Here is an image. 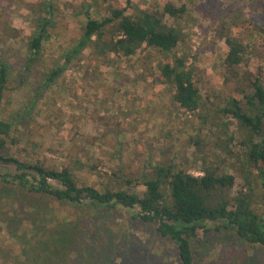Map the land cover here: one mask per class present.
<instances>
[{"label": "trees", "instance_id": "trees-1", "mask_svg": "<svg viewBox=\"0 0 264 264\" xmlns=\"http://www.w3.org/2000/svg\"><path fill=\"white\" fill-rule=\"evenodd\" d=\"M4 1L1 42L19 33L11 25L7 11L14 0ZM54 1L38 0L31 5L34 16L25 45L29 75L20 83L13 81L8 65L0 62V184L85 212L90 225L97 222L99 215L109 213L126 215L152 226L177 248L181 264H196L193 242L212 230L228 232L264 249V67L249 69L252 58L260 56L264 61V14L245 20L247 34H234L224 27L217 30L228 48L223 69L233 90L222 107L210 109L205 105L196 69L189 63L190 54L183 51L184 33L176 25L188 13L186 5L178 7L171 1L162 5L155 0L142 7L126 0L119 7L109 5L105 16L89 6L81 37L48 65L44 46L52 37L50 28L55 26L58 6ZM87 51L99 61H110L111 57L144 61L140 66L152 75V83L169 88L173 103L182 113L198 114L206 110L200 118L212 130L209 139L217 152L204 154L207 141L198 136L190 141L196 147L195 159L186 160V166L177 157L169 160L151 157L141 167H130L129 172L120 169L104 174L106 183L102 189L88 185L78 175L85 169L100 174L94 157L83 162L69 155L68 160L48 166L29 157L3 155L7 146L19 148L25 143L19 122L35 107V102L30 101L23 113L5 119L2 102L6 93L26 85L30 75L38 70L41 76L34 99L39 101ZM11 82L15 85L11 86ZM190 165L199 166L198 175L191 172ZM239 180L243 182L240 188ZM30 210L26 203L19 211L21 226L27 216L31 217ZM43 218L42 223L31 221L27 229L41 240L44 264H65V252L80 245L79 238L85 230L83 219L53 220L50 214H44ZM10 220L6 222L8 233L16 239L13 228L17 224ZM90 225L85 227L91 235L88 249L98 239ZM31 246V243L23 245L19 253L27 258Z\"/></svg>", "mask_w": 264, "mask_h": 264}, {"label": "rangeland", "instance_id": "rangeland-1", "mask_svg": "<svg viewBox=\"0 0 264 264\" xmlns=\"http://www.w3.org/2000/svg\"><path fill=\"white\" fill-rule=\"evenodd\" d=\"M154 1L133 0L142 7ZM166 1L188 7L180 25L176 24L184 33L183 51L190 54L189 63L196 69L205 105L210 109L222 107L233 87L226 81L223 69L228 48L217 30L224 27L232 29L234 34H247L245 20L264 14V0H157V3L163 5ZM37 2L14 0L7 10L11 25L19 33L15 38L0 41V62L8 65L10 78L18 83L29 75L25 45L34 16L31 5ZM54 2L58 6L55 26L50 28L52 37L44 46L48 65L81 37L89 6L105 16L109 5L126 4V0ZM4 6L5 1L0 0V17ZM262 59L260 56L252 58L249 69L264 67ZM136 61V58L129 62L112 57L110 61H99L87 51L39 101L34 95L41 74L35 71L26 85L8 91L2 102L5 119L23 113L30 101L35 102V107L19 122L25 143L19 148L7 146L3 155L29 157L48 166L68 160L69 155L83 162L94 157L100 174L85 169L78 175L88 185L102 189L106 183L104 174L120 169L129 172L130 167H141L151 157L162 160L177 157L186 166V160L195 159L196 147L190 141L198 136L207 141L204 154L217 152L209 139L212 130L203 125L200 118L206 110L198 114L182 113L173 103V92L163 85L153 84L152 75L140 66L144 61ZM233 129L231 126V131ZM233 148L238 149L235 145ZM198 167L190 165L191 172L198 175ZM242 184L239 180L237 187ZM26 203L31 207L28 212L31 217L27 216L28 220L21 226L17 215ZM44 214H50L53 220L65 218L78 222L83 219L85 230L80 235V245L65 252V264H181L177 248L152 226L126 215L118 217L109 213L99 215L97 222L90 225L85 212L73 211L3 184H0V264H44L41 240L27 229L31 221L42 223ZM10 219L17 224L13 228L16 239L10 238L8 233L10 228L6 222ZM89 225L98 238L94 239L91 249H88L91 235L86 230ZM28 243L32 246L26 250L25 258L19 252ZM193 255L196 264H264V249L251 246L228 232L214 230L193 242Z\"/></svg>", "mask_w": 264, "mask_h": 264}]
</instances>
